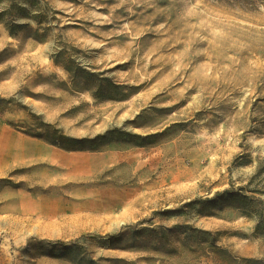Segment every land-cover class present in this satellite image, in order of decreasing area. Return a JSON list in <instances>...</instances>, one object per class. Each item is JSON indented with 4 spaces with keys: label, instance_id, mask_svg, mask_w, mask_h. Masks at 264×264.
<instances>
[{
    "label": "rangeland",
    "instance_id": "obj_1",
    "mask_svg": "<svg viewBox=\"0 0 264 264\" xmlns=\"http://www.w3.org/2000/svg\"><path fill=\"white\" fill-rule=\"evenodd\" d=\"M0 264H264V0H0Z\"/></svg>",
    "mask_w": 264,
    "mask_h": 264
},
{
    "label": "trees",
    "instance_id": "obj_2",
    "mask_svg": "<svg viewBox=\"0 0 264 264\" xmlns=\"http://www.w3.org/2000/svg\"><path fill=\"white\" fill-rule=\"evenodd\" d=\"M8 27H9V28H8ZM12 27H15V26H12ZM12 27H11V26H7V29H9L8 32H9V34H11V35L14 34V32H13V28H12ZM259 224L262 225V223H259ZM255 229H256L257 231L260 230V229H261V228H260V225H256Z\"/></svg>",
    "mask_w": 264,
    "mask_h": 264
}]
</instances>
